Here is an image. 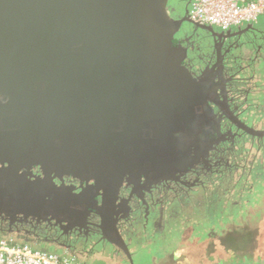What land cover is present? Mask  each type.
Listing matches in <instances>:
<instances>
[{
  "label": "water",
  "instance_id": "water-1",
  "mask_svg": "<svg viewBox=\"0 0 264 264\" xmlns=\"http://www.w3.org/2000/svg\"><path fill=\"white\" fill-rule=\"evenodd\" d=\"M171 11L170 0H0L7 226L60 222L56 177L94 180L97 191L112 180L117 194L130 167L146 163L151 175L167 158L186 166L212 81L185 64L188 49L175 38L184 22L215 27Z\"/></svg>",
  "mask_w": 264,
  "mask_h": 264
},
{
  "label": "flooded vegetation",
  "instance_id": "flooded-vegetation-1",
  "mask_svg": "<svg viewBox=\"0 0 264 264\" xmlns=\"http://www.w3.org/2000/svg\"><path fill=\"white\" fill-rule=\"evenodd\" d=\"M176 1L180 7L179 12L187 9L188 0ZM173 9L177 10L175 6ZM177 17L182 18L180 14ZM220 32L222 30L217 27L214 33L198 26H187L184 33L179 35V43L189 44L186 47L192 48L191 43L197 38L196 45L204 47L206 59L198 58L197 52L192 54L198 58L195 60L198 66L195 65L192 71L204 80L211 79L212 88L209 93L213 96L208 101L209 105L203 106L198 115V138L191 145L186 166L182 164L175 168L174 164L180 160L167 158L168 162L160 167L163 172L151 175L146 174L151 171V166L145 167L146 163L139 169L130 167V174L125 176L117 194L109 192L114 184L112 180L108 184L103 183V188L97 191L94 180L87 181L72 175L63 176L62 179L56 177L54 182L59 189L55 197L59 198L62 207L56 217L60 222L34 221L9 227L0 217V234L16 235L36 245L46 244L57 250L66 249L74 253L90 251L93 254L102 252L112 256L121 254L128 259L129 264H133L132 250L143 246V234L151 231V228L159 233L165 231L168 219L175 217V207L169 210V218L165 217L168 214L166 207L176 201L188 204L187 197L190 198V192L198 187L207 191L208 178L218 175L230 177L237 166L235 156L241 154V148L246 143L259 146L264 140V133L254 134L251 131L257 130L251 112L260 110L264 113V110L260 106V99L256 98L260 95L248 94L244 82L227 84L228 77H225L224 71L230 70V76L235 82L239 79V72L227 68L226 61L238 59L237 54L242 46L238 39H229L228 31H225L227 41L221 40ZM256 101L258 104H255ZM245 111L249 115L243 116ZM33 173L44 176L37 168ZM50 197L53 199V194Z\"/></svg>",
  "mask_w": 264,
  "mask_h": 264
},
{
  "label": "rangeland",
  "instance_id": "rangeland-1",
  "mask_svg": "<svg viewBox=\"0 0 264 264\" xmlns=\"http://www.w3.org/2000/svg\"><path fill=\"white\" fill-rule=\"evenodd\" d=\"M174 6L177 10L180 8L177 3ZM245 53L248 58L247 49ZM260 75H256L255 70H248V73H246L247 78L253 77L255 83L264 85V80H260ZM262 85L259 88L257 87L258 91H264ZM261 98L260 106L264 110V102L262 103L264 97ZM255 104H258V101ZM251 114L253 115L255 129L264 130V113L260 110H254ZM247 115L249 113L247 114L246 111L244 116ZM241 149L242 151L238 147L241 154L235 156L237 166L233 169L230 177L225 178L218 175L212 179L208 178L209 188L207 191L198 187L190 192V202L188 204L184 205L176 201L166 207V212L168 211L166 218H169L171 212L169 210L173 207H175L176 215L173 219H168L165 231L159 233L151 228L152 232L149 230L143 234L170 235V238L167 236L166 239H162L163 242H160L165 243L161 264H225V262L228 263L232 253L237 256V253L244 252L245 248L252 250V257L264 256V195L254 204H248V200H243L241 196L243 189L251 188L250 182L254 179V168L264 165V147L259 149L256 145L246 143ZM256 172L259 175V171L256 170ZM263 179L264 177H258L261 183H263ZM222 199L225 200V203L241 207L238 211H235L232 210L233 206H230L228 214L221 215L222 213H220L218 214L219 219L214 217L212 220L210 219L211 221H203L206 210L212 204L211 202L217 203ZM234 211L238 215H233ZM260 211L261 217L253 222V217ZM254 228L259 229L257 248L249 245L251 238L247 240L248 235L253 234ZM171 235L179 236L175 239ZM209 235H213L210 240L209 238L206 241L197 238H204ZM144 247L138 248L140 250H137L135 254V264H154V259L159 260L162 253L159 247L152 248L151 251L141 250ZM53 249L55 251L56 248ZM106 254H98L95 257L94 264H104L106 260H109V256H106ZM122 260L126 261L127 258L120 254L117 255V259L113 260V263L119 264L123 262Z\"/></svg>",
  "mask_w": 264,
  "mask_h": 264
},
{
  "label": "trees",
  "instance_id": "trees-1",
  "mask_svg": "<svg viewBox=\"0 0 264 264\" xmlns=\"http://www.w3.org/2000/svg\"><path fill=\"white\" fill-rule=\"evenodd\" d=\"M173 1L174 0H170V8H172L171 14L175 18L179 19L177 17L178 14H180V16H182V17L189 14L193 0H188L187 9L183 10L182 12H179L180 8L176 11L173 9L172 5L174 6L175 3H177V1L176 2H173ZM262 18H264V17H262ZM259 23H260V25H262L264 27V20L260 21ZM254 24H256V23H254ZM256 25L253 26V24H252L251 26L250 25L246 26V27L243 26V27H241L237 30H234V31L232 29H230L228 31V37H230L229 39H233V40L238 39L239 44L242 46L241 48H239V50H240L239 54H237L239 56L238 59L234 58L233 61H230V59H227V61H226L227 68L232 69L235 72H239V74L237 75V77L239 79L236 80L237 82H235V80L232 79V76H230V74L232 72L230 70H227V69L224 71V75H225V77L226 76L228 77L227 84H232V85L235 83L242 84V82H244V80H245L244 84L247 87L248 94L251 93L250 94L251 96L260 95V96H257L256 98L262 99L261 95H264V92L263 91H258V92L256 91V90H258L259 87H261L262 83L257 84L253 81V77H250V78L246 77V73H248V70H255L256 75L261 74L260 80L261 81L264 80V28L262 30H260L261 28L260 29L256 28L257 27ZM187 26H195V25L192 23H189V22H184L183 25L180 27V30L178 31L177 36L175 38L176 44H178L180 42L179 35H182V33H184V28H187ZM195 41H198V38L191 43L193 45L192 48L187 47L188 55H187V59L185 60V64L191 70H193L196 67L195 65L198 66V64L195 62L196 59L201 57V60H202V59H206V57H207L206 53L203 49L204 47L203 46L201 47L200 45H196ZM224 41L226 42L227 39H224ZM184 45L189 46L188 43H186ZM242 48H243V50H242ZM246 49L248 51H250V53H251V55H249L248 58H245L246 56H244ZM195 52L198 53V55H199L198 58L196 56L194 57L192 55ZM234 55H236V54H234ZM231 57H232V55H231ZM193 62H195L196 64H194ZM211 70L214 71V69H211ZM216 70H217V68H216ZM258 70H260V71L258 72ZM206 89L208 92H210L211 86L208 85L206 87ZM255 91H256V93L252 94ZM259 92H261L262 94ZM208 105H209V102H207V104L205 106H208ZM245 113H246V111H245ZM245 113H244V115H245ZM263 147H264V140L261 142V144L258 146V148L262 149ZM254 170H255L254 175H253L254 179H253V181L250 182L251 188L243 189V193L241 195L243 200H245V201L248 200V204H254L255 202L259 201L261 199V197L264 195V179L262 181L263 183L259 182V180H258V177H264V165H259L256 168H254ZM256 170L259 171L258 172L259 175H257ZM189 199L190 198L187 197V200H189ZM179 203H181V202H179ZM230 206H233L232 210H235V211H238L241 207V206H237L235 204L225 203V200H223V199L221 201L219 200L216 203V205L212 203L211 206L206 210V215H205L203 221H207L210 219L212 220L214 217L218 218V214H220V213H222L221 215H223L225 213L228 214V208ZM235 211L232 214L238 215L237 212H235ZM260 214H261V211L255 214V216L253 217L254 218L253 222L255 221V219L261 217ZM167 236H169V238H170V235H159V234L144 235L145 242H144L143 246H145V247L141 250L151 251V250H153L152 248L165 246L164 245L165 243L162 244L160 242H163L162 239H166ZM171 236H172V238L176 239V237L179 235H175V236L171 235ZM258 237H259L258 235H253V236L248 235L247 240H249L251 238V243H249V245L250 246L253 245L254 247H256V243L259 240ZM197 238L206 241V239H208V238H209V240L211 238H213V235H211V236L209 235V236L204 237V238H199V237H197ZM0 239L10 240L15 245H29V246L33 247L34 249L44 251V252H49V253H56V254L60 255L61 257L76 258L79 262H82L85 264H91L89 262L94 257H96L98 254H100V253L93 254L90 251L83 252V253H74V252H70L66 249H61V250L55 249V251H54V249H53V248H55L54 246H49L46 244L45 245L44 244L36 245V244H34L30 241H26L25 239L20 238L16 235H2V234H0ZM138 248H140V247L133 248L134 249V251H133V253H134L133 264H135V254L137 253V250H140ZM101 254H102V252H101ZM251 254H252V250L245 248L244 252L242 251V253L241 252L237 253V256L232 255L231 258L228 260V263L225 262V264H264V258H263L264 256L263 255H261V257L260 256L259 257H252ZM223 261H225V260H223Z\"/></svg>",
  "mask_w": 264,
  "mask_h": 264
},
{
  "label": "built area",
  "instance_id": "built-area-1",
  "mask_svg": "<svg viewBox=\"0 0 264 264\" xmlns=\"http://www.w3.org/2000/svg\"><path fill=\"white\" fill-rule=\"evenodd\" d=\"M264 16V0H193L189 18L201 25L229 31L256 23ZM0 264H85L76 258L61 257L34 249L29 245H15L0 239Z\"/></svg>",
  "mask_w": 264,
  "mask_h": 264
},
{
  "label": "crops",
  "instance_id": "crops-1",
  "mask_svg": "<svg viewBox=\"0 0 264 264\" xmlns=\"http://www.w3.org/2000/svg\"><path fill=\"white\" fill-rule=\"evenodd\" d=\"M176 1V0H175ZM175 1H173V2H175ZM172 7H174L173 5H172ZM264 17V16H263ZM262 20H264V18H262L261 17V19L258 21V22H256V24H253V26L254 25H256L257 27L256 28H261L260 30H262L264 27L262 26V25H260V21H262ZM246 26H249V25H246ZM246 26H244V27H246ZM251 26V25H250ZM239 28H241V27H234V28H232V30L234 31V30H237V29H239ZM248 55H251V53H250V51H248ZM252 235H259V229H256V228H254V230H253V234ZM159 250H161L162 251V253H161V256H160V258H159V260L158 259H154V264H157L158 262L161 264V262H162V259H163V250H164V246H160L159 247ZM132 251H134V250H132ZM99 255H102V254H99ZM232 255H235V253L233 254L232 253ZM106 256H109V260H106L105 262H104V264H114L113 263V260H115V259H117V256H112V255H109V254H106ZM123 262H121V263H119V264H129V261H128V259L126 260V261H124V260H122ZM94 262H95V257L89 262V263H91V264H94ZM96 264H98V263H96Z\"/></svg>",
  "mask_w": 264,
  "mask_h": 264
}]
</instances>
